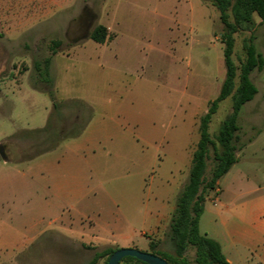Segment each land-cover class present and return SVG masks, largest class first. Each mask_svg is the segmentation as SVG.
I'll use <instances>...</instances> for the list:
<instances>
[{
    "label": "rangeland",
    "instance_id": "1",
    "mask_svg": "<svg viewBox=\"0 0 264 264\" xmlns=\"http://www.w3.org/2000/svg\"><path fill=\"white\" fill-rule=\"evenodd\" d=\"M211 1L0 0V144L11 161H0V167H15L13 162L59 144L69 147L87 129L86 141L100 145L108 135L109 141L118 143L116 154L108 147L110 153L99 152L100 174L122 189L141 182L143 200L137 211L124 212L131 232L129 247L107 234L103 238L116 244L46 235L12 258L0 249V264H87L93 259L94 264H105L106 249L150 253V242L155 252L195 264L194 247L177 255L169 224L170 208L187 180L199 140L200 118L225 78L223 26ZM253 20V43L264 58V24L256 17ZM98 25L106 28L103 44L89 38ZM249 37L250 32L234 34L232 60L237 75L245 60L243 43ZM55 41L60 45L52 55ZM46 59L49 66L44 69ZM35 63L47 82L38 76ZM250 79L257 94L239 113L237 162L220 179V195L218 186L208 192L199 218V232L210 239L212 230L223 231L214 221L216 209L234 212L247 205L248 213L249 207L264 199V69L251 72ZM231 106V96L218 103L208 124L212 138ZM212 167L209 160L206 178ZM216 198L214 205L211 201ZM161 205L166 207L167 219L157 212ZM6 207L11 220L0 222V239L11 234L18 240L20 212L10 203ZM228 216L229 212L224 218ZM79 218V213L67 212L62 221L72 222L76 230ZM238 224L264 238L251 222ZM262 250L261 245L251 247L254 255Z\"/></svg>",
    "mask_w": 264,
    "mask_h": 264
},
{
    "label": "crops",
    "instance_id": "2",
    "mask_svg": "<svg viewBox=\"0 0 264 264\" xmlns=\"http://www.w3.org/2000/svg\"><path fill=\"white\" fill-rule=\"evenodd\" d=\"M86 130L79 138L73 139L69 147L59 144L27 160L13 162L17 163L15 167H0V222L11 220L6 207L8 203L14 211L20 212L21 238L17 240L11 234H6L0 239V249L8 251V258L46 235L64 234L73 241L95 245L116 244L115 240L103 238L107 234L127 243L123 247H129L131 232L124 212L137 211V207L142 205V183L136 180L122 189L113 185V179L107 180L101 175L103 169L99 152L116 154L118 143L109 141L108 135L100 145L94 141H86L83 138ZM0 146L2 147L1 144ZM107 147L110 152L106 153ZM0 161L3 164L11 162L8 159L4 161L1 157ZM234 165L224 176L229 175ZM220 179L217 183L218 196L221 193ZM166 193L167 190L161 195ZM211 202L215 205L218 200L216 198ZM159 209V216L166 218V207L161 205ZM174 209L175 205L170 208ZM246 209L247 205L234 212L227 207L224 210L216 209L214 221H218L217 224L221 225L223 231L218 233L212 230L211 239L218 242L229 264H264V238L259 239L253 231L238 224V221L251 222L254 229L264 234V199L251 209L249 207L248 213ZM73 211L79 213L80 217L76 230L72 229V222L62 221L67 212ZM224 212H229V216L224 218ZM232 219H236L237 223H232ZM158 228L157 226L156 229ZM251 245H261L263 250L254 255L251 253Z\"/></svg>",
    "mask_w": 264,
    "mask_h": 264
},
{
    "label": "trees",
    "instance_id": "3",
    "mask_svg": "<svg viewBox=\"0 0 264 264\" xmlns=\"http://www.w3.org/2000/svg\"><path fill=\"white\" fill-rule=\"evenodd\" d=\"M211 2L218 11L219 22L223 26L220 41L223 45L225 78L218 96L210 102L206 113L200 118L199 140L192 153L187 180L176 199L169 231L174 239L177 255H181L188 246H191L195 249V264H229L218 242L201 234L198 224L204 203L208 199V192L215 191L219 179L237 162V153L240 148L238 144L239 113L242 107L253 100L257 94V88L252 83L250 74L254 70L264 69V58L257 52L252 35L255 28L254 17L259 20L260 25L264 24V0H212ZM237 32H250V37L243 43L245 60L239 66L238 75L237 67L232 60L234 34ZM106 36V28L98 25L93 29L89 38L95 43L103 44ZM59 45L57 41L51 43L52 55L57 53ZM48 66L49 59H46L43 68L47 69ZM34 69L38 76L47 82L38 64H34ZM47 93L55 107L53 93L50 91ZM229 96L232 99L231 113L222 121L216 137L212 138L208 132L210 118L216 112L218 103ZM209 160H212L213 167L210 177L206 178L205 171ZM153 246L150 242V253L163 258L169 264H184L163 253L155 252L152 250ZM115 250L117 249L109 248L104 251L106 262ZM94 263L95 259L87 264ZM119 264L146 263L132 257H125Z\"/></svg>",
    "mask_w": 264,
    "mask_h": 264
},
{
    "label": "water",
    "instance_id": "4",
    "mask_svg": "<svg viewBox=\"0 0 264 264\" xmlns=\"http://www.w3.org/2000/svg\"><path fill=\"white\" fill-rule=\"evenodd\" d=\"M0 157L4 161L7 160V157L5 156L1 146ZM125 257H132L146 264H169L166 260L157 255L147 252H141L133 248H118L109 256L106 264H119Z\"/></svg>",
    "mask_w": 264,
    "mask_h": 264
}]
</instances>
